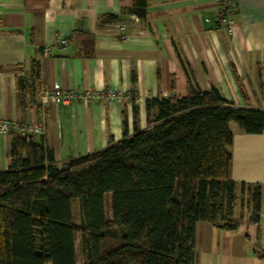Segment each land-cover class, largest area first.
<instances>
[{
    "label": "crops",
    "instance_id": "0c3cea01",
    "mask_svg": "<svg viewBox=\"0 0 264 264\" xmlns=\"http://www.w3.org/2000/svg\"><path fill=\"white\" fill-rule=\"evenodd\" d=\"M235 1L228 37L216 28V0H148L144 18L128 11L132 0H0V118L41 121L34 140L62 167L119 140L123 118L132 133L134 106L137 126L145 128L147 97L215 87L234 106L264 109V0ZM110 14L117 19L103 21ZM54 86L129 95L111 103L41 100ZM228 127L238 195L242 182L264 194V129ZM11 136L0 134V170L9 165ZM235 221V229L197 222L192 264H264V216Z\"/></svg>",
    "mask_w": 264,
    "mask_h": 264
},
{
    "label": "trees",
    "instance_id": "16d2710c",
    "mask_svg": "<svg viewBox=\"0 0 264 264\" xmlns=\"http://www.w3.org/2000/svg\"><path fill=\"white\" fill-rule=\"evenodd\" d=\"M147 2L132 0L128 11L144 18ZM133 110L132 133L123 118L119 140L62 167L33 136L12 134L9 165L0 170V264H78L76 234L79 264H192L197 222L237 227L228 124L260 133L264 109L234 106L210 87L147 97L143 129ZM248 186L242 182L240 194ZM253 186L258 220L264 194L261 204V187Z\"/></svg>",
    "mask_w": 264,
    "mask_h": 264
},
{
    "label": "built area",
    "instance_id": "2783aa9c",
    "mask_svg": "<svg viewBox=\"0 0 264 264\" xmlns=\"http://www.w3.org/2000/svg\"><path fill=\"white\" fill-rule=\"evenodd\" d=\"M219 8L218 19L216 28L221 29L224 33L230 37L233 34V13L236 4L235 0H216ZM207 20V18H205ZM122 31L125 28L120 27ZM122 37L125 36L122 32ZM61 44H65L66 41L63 38H59ZM123 90L114 87H106L104 89H84L73 90L60 87H51L41 91V100L51 99L59 104H69L74 100H90L93 98L104 99L107 102H119L124 97L128 96ZM42 114V113H41ZM43 132V124L41 121H29L18 122L5 118H0V134H17L21 137L35 136Z\"/></svg>",
    "mask_w": 264,
    "mask_h": 264
},
{
    "label": "rangeland",
    "instance_id": "374dc122",
    "mask_svg": "<svg viewBox=\"0 0 264 264\" xmlns=\"http://www.w3.org/2000/svg\"><path fill=\"white\" fill-rule=\"evenodd\" d=\"M255 187L253 185L248 186L244 193L240 194L236 202L234 203L235 207L233 208V216L232 219L238 220L242 223H246L253 220V216L255 215V211L253 209L254 201L253 194ZM261 204H263V194L260 196ZM105 219L107 222L110 221V207H109V199L110 195L105 194ZM74 214H76V206L74 204ZM258 215L264 216V207L262 206ZM77 224V221H76ZM113 242V240H108V243ZM75 251L78 256V264L81 262V254H80V246H79V235L76 234V238L74 241Z\"/></svg>",
    "mask_w": 264,
    "mask_h": 264
}]
</instances>
